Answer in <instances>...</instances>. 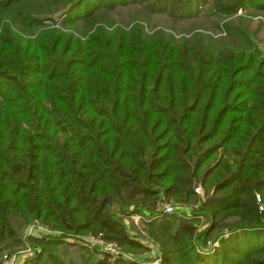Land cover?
Returning a JSON list of instances; mask_svg holds the SVG:
<instances>
[{
  "label": "trees",
  "instance_id": "1",
  "mask_svg": "<svg viewBox=\"0 0 264 264\" xmlns=\"http://www.w3.org/2000/svg\"><path fill=\"white\" fill-rule=\"evenodd\" d=\"M251 10L0 0V264H264V48L230 20ZM200 12L230 39L148 28ZM86 234L119 251L65 239Z\"/></svg>",
  "mask_w": 264,
  "mask_h": 264
},
{
  "label": "rangeland",
  "instance_id": "2",
  "mask_svg": "<svg viewBox=\"0 0 264 264\" xmlns=\"http://www.w3.org/2000/svg\"><path fill=\"white\" fill-rule=\"evenodd\" d=\"M241 11L239 10V13ZM138 10L136 9V6H128L121 8L119 10H116L112 13L114 20L117 23H122V24H128L131 21V16L138 14ZM244 11H242L241 14H243ZM163 18L162 16H156L153 15L149 17V23H148V28L152 29V27H158L160 25H174L175 26V31L176 32H185L189 33L191 32L192 29H199L202 30V33L205 36H209L210 34L212 40L215 42L219 43L220 41H227L230 39L227 34H225L222 29H219L218 27L215 26L213 23L214 21L218 20L217 16H204L203 12H200L198 16H190L186 17L180 21H175L174 23H171V21H167L169 19ZM230 20L241 27H243L249 34L254 38V40L260 45L262 48H264V14L261 12H256V11H249L248 13H245V15H234L230 18ZM133 218L135 222H138L139 216L137 214L133 215ZM26 232L28 233H34L38 235H42L44 233L49 232V229H46L43 225H41L37 221L31 222L29 225L26 227ZM90 235L91 234H86L84 236L78 237L75 235H66L65 239L70 240V241H90ZM92 243V242H91ZM65 250L67 254L69 255H80L79 249L75 245H70V246H65ZM153 251V249H152ZM155 252V249L152 253ZM24 258L23 255H19L16 258L17 264L22 261Z\"/></svg>",
  "mask_w": 264,
  "mask_h": 264
},
{
  "label": "built area",
  "instance_id": "3",
  "mask_svg": "<svg viewBox=\"0 0 264 264\" xmlns=\"http://www.w3.org/2000/svg\"><path fill=\"white\" fill-rule=\"evenodd\" d=\"M196 191H199V187H196L195 188ZM256 198H257V201L259 203V208H262L263 207V204L261 203V200H260V196L259 194L257 193L256 194ZM163 207L165 210L167 211H171L173 210L174 206L172 204H169V203H164L163 204ZM90 241L92 243H101L102 246L108 250H111L113 252H116V251H119V247L113 243V242H101V239L99 238V236H94V235H90ZM30 251H33V249L31 247H27L25 249H19L17 250L16 252L12 253V254H8L7 252H4L2 254V257H1V264H17V261H16V258L23 254V253H29ZM153 263L154 264H161V259L160 257L156 256L154 259H153Z\"/></svg>",
  "mask_w": 264,
  "mask_h": 264
}]
</instances>
